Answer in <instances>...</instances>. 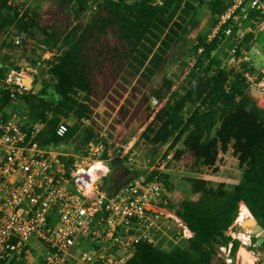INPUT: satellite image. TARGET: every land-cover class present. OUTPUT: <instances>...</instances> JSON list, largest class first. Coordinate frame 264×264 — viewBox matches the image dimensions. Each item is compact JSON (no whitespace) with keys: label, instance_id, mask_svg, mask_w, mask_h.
<instances>
[{"label":"trees","instance_id":"trees-1","mask_svg":"<svg viewBox=\"0 0 264 264\" xmlns=\"http://www.w3.org/2000/svg\"><path fill=\"white\" fill-rule=\"evenodd\" d=\"M229 5L230 0H205L197 6L194 0H42L22 10L11 0H0V37L9 31L14 37L24 36L17 48L5 41L0 54L27 51L36 39L47 53L57 52L46 63L58 102L45 100L47 81L40 91L22 95V107L33 119L46 120L52 114L41 134L44 144L59 142L57 124L62 116L73 115L77 123L62 141L68 147L78 136L80 145H87L101 126L93 121L94 128L81 130V120L90 118L100 102L110 99L119 105L124 99L115 124L128 129L140 123L145 127L143 140L176 149L175 160L216 170L219 156L231 151L243 169L242 179L231 189L189 178L190 194L196 198H185L171 209L193 236L168 251L141 244L126 264H213L241 204L264 228V108L240 74L232 79V72L222 68L215 52L223 31L208 41ZM204 6L210 22L192 40L191 32L200 27L199 7ZM4 58L10 60L8 54ZM30 62L38 64L35 57ZM173 62L183 72L176 81L166 75ZM11 67L20 69L17 62ZM9 73L0 61V76ZM11 94L2 92L3 105ZM152 97L158 100L153 110L148 106ZM179 144L182 147L176 148Z\"/></svg>","mask_w":264,"mask_h":264},{"label":"built area","instance_id":"built-area-1","mask_svg":"<svg viewBox=\"0 0 264 264\" xmlns=\"http://www.w3.org/2000/svg\"><path fill=\"white\" fill-rule=\"evenodd\" d=\"M221 31V42L228 41L222 68L231 64L250 94L256 86L264 98V69H257L249 55L264 38V0H230L213 37ZM15 74L0 76V264H126L141 244L168 251L193 236L165 200L164 175L173 155L146 165L126 182H114L115 168L132 160L130 143L110 141L99 132L83 152H70L62 139L71 125L62 119L55 128L59 142L44 144L41 134L52 114L35 120L28 109L15 107L30 91L23 76L13 82ZM5 90L12 94L3 105ZM150 103L155 107L158 100L152 97ZM92 119L95 115L81 123L94 128ZM243 206L224 233L228 241L217 248L220 264H264V241L258 240L264 230L254 233V217L251 226L248 218L240 220ZM41 249L45 254L29 262Z\"/></svg>","mask_w":264,"mask_h":264},{"label":"rangeland","instance_id":"rangeland-1","mask_svg":"<svg viewBox=\"0 0 264 264\" xmlns=\"http://www.w3.org/2000/svg\"><path fill=\"white\" fill-rule=\"evenodd\" d=\"M201 1H205V0H194V3L197 6ZM41 2L42 0H11V3L13 5L18 6L22 10L28 8H34L37 5L41 4ZM198 18L201 20L200 27L191 32L189 37L192 40H195L198 34L202 32L204 29H206V27L210 22V12L206 6L199 7ZM214 28L212 29L211 33L208 36V41H211L212 38H214L213 37ZM11 32L12 31H9L6 35L0 37V46L6 41L10 43L13 48H17L16 46H18L19 43L17 44L16 41L17 40L20 41L22 38H24V36L20 35L18 37H14ZM210 36L212 37L209 40ZM227 45H228V41L219 43L215 52L225 60H228ZM56 53H57L56 51H54V53L52 54L47 53V47L42 45L39 39L38 40L36 39L30 42V44L27 47V51L23 52L16 49L13 50L12 52L8 50L2 51V53L0 54V61L6 63L10 72L15 71L17 73L12 76L13 82L18 80V78L21 76H23V78L33 77L34 87L30 89V91L26 92L24 95L33 92V90H35L34 93L37 92L35 89L36 84L42 85V82L47 81L46 83L47 95L44 96V98L46 101L56 104L59 100V96H57V94L54 91L53 81L52 79H50L51 76L48 71L49 67L46 63L47 61L52 60ZM5 54H8L10 56V60L8 61L5 60L4 58ZM32 57H35L38 60L37 66H33L31 64L30 59ZM260 59L262 58L258 57L256 60L259 61ZM12 62H17V66L20 69L17 70L11 67ZM26 64H29L28 67ZM223 67H224L223 69L226 70L227 72H232L231 77L236 74L235 71L233 72V68L231 64L225 63ZM166 75L167 77L175 81L183 77V72L178 62H173L170 65L168 71L166 72ZM125 96H127V94ZM79 97L81 98V96ZM254 99L257 101L259 107L264 108V98L259 97ZM123 102L124 99L120 101L119 105H116L114 101L110 99L100 102L99 105L96 108H94L93 115H95V120L92 119L93 127L95 126L93 121H96L98 125L101 126L99 132L105 134L110 141L130 143V145L132 146V150H131L132 154L130 155L132 160L122 164V166L125 168L124 171L114 170L115 177L113 181L116 183H123L132 179L136 175L142 173L145 170L144 167L146 165L151 166L158 159L163 160L168 155H173L174 158V153L176 150V149L170 150L169 145L157 148L147 140H143L142 133L145 127L138 122H134L128 129L124 128L123 123L122 125H116L114 122L116 118V113L120 108V106L123 104ZM22 105H18L15 107L21 109ZM110 106L114 107L115 110L113 111ZM148 106L150 107L151 110L155 108L151 105L150 102L148 103ZM62 119L68 121L71 126L77 123V120L73 117V115L69 117L62 116L61 120ZM80 124H81L80 125L81 130H84L86 126H83L82 123ZM113 125L115 126L116 129H113L112 127ZM79 142L80 141L78 139V136L73 137L67 149L70 152H75L74 150L79 148L78 152L79 153L83 152L86 148V145H80ZM181 147L182 145L179 144L176 148H181ZM242 175H243V169L239 166L237 158L232 154L231 151H229L225 155L221 154L219 156L216 170L214 168L205 167V166H192V165L188 166L174 159V162L169 163L168 171H166L164 175L168 188V195L165 199L167 206L171 208L177 202L182 201L185 198H192V199L196 198L195 196H192L190 194V185L188 182L189 178H199L206 180L210 187L216 188L220 185H224L227 189H231L240 182V180L242 179ZM109 182L110 179L105 180V185H109ZM258 240L260 242L264 241V233L258 238ZM44 254L45 252L43 249L40 250L39 256L35 252H32L31 255L28 257V260L29 262H36L40 259V255L43 256ZM214 262L215 264H220V262L217 259H215ZM14 264L17 263L14 262Z\"/></svg>","mask_w":264,"mask_h":264},{"label":"water","instance_id":"water-1","mask_svg":"<svg viewBox=\"0 0 264 264\" xmlns=\"http://www.w3.org/2000/svg\"><path fill=\"white\" fill-rule=\"evenodd\" d=\"M27 67L29 64H26ZM22 84L25 85L27 88L32 89L34 87V79L33 77H27V78H23L22 79ZM42 88L41 84H36L35 89L36 91H40V89ZM251 95L254 98H259L260 97V93L257 89L256 86H252L251 87ZM111 181V178H110ZM113 189V185L110 186V191ZM253 224V218H249L246 222V225L251 226ZM264 228L260 223H256L255 224V229H254V233H257L259 231H263Z\"/></svg>","mask_w":264,"mask_h":264},{"label":"crops","instance_id":"crops-1","mask_svg":"<svg viewBox=\"0 0 264 264\" xmlns=\"http://www.w3.org/2000/svg\"><path fill=\"white\" fill-rule=\"evenodd\" d=\"M249 55L253 61L254 66L257 69H264V38L260 37L255 46H253L250 50H249ZM262 58L259 61L256 60L257 58Z\"/></svg>","mask_w":264,"mask_h":264},{"label":"bare ground","instance_id":"bare-ground-1","mask_svg":"<svg viewBox=\"0 0 264 264\" xmlns=\"http://www.w3.org/2000/svg\"><path fill=\"white\" fill-rule=\"evenodd\" d=\"M253 218V216L251 215V213L249 212V210L247 209V207L243 206L242 210H241V215H240V220H244V219H249V218Z\"/></svg>","mask_w":264,"mask_h":264}]
</instances>
